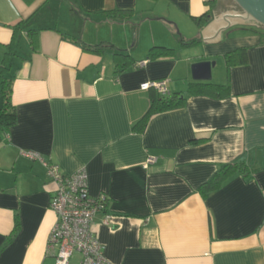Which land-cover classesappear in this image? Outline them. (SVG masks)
I'll list each match as a JSON object with an SVG mask.
<instances>
[{
  "label": "crops",
  "instance_id": "0c3cea01",
  "mask_svg": "<svg viewBox=\"0 0 264 264\" xmlns=\"http://www.w3.org/2000/svg\"><path fill=\"white\" fill-rule=\"evenodd\" d=\"M234 8L224 0H0V64L15 25L40 30L36 51L21 32L10 70L17 121L0 142V248L18 222L19 230L0 264H56L47 253L56 186L28 150L65 173L85 168L89 193L107 194L93 229L112 264H264V29L235 25L217 42L202 33ZM114 10L131 15L107 13ZM182 36L201 41L183 46ZM154 45L175 52L150 59ZM238 47L249 60L231 68L228 96L189 93L191 83H226L224 55ZM115 48L137 64L118 72ZM203 60L215 62L211 79L195 80L192 66ZM217 63L223 69L212 80ZM160 79L166 95L186 101L137 133L157 91L141 85ZM149 156L156 161L145 168ZM234 161L247 164L249 177L237 171L204 196L200 186ZM80 261L74 253L68 264Z\"/></svg>",
  "mask_w": 264,
  "mask_h": 264
},
{
  "label": "trees",
  "instance_id": "16d2710c",
  "mask_svg": "<svg viewBox=\"0 0 264 264\" xmlns=\"http://www.w3.org/2000/svg\"><path fill=\"white\" fill-rule=\"evenodd\" d=\"M211 9L216 7L215 2H211ZM107 13H119L121 16H130V10H114L107 11ZM210 10L204 14L203 17L197 18L196 20L200 23L206 21ZM210 20V19H208ZM207 20V21H208ZM27 20L19 22L13 27V37L11 42L7 46V50L3 56V59L0 64V93L2 97V104L0 106V142L2 141V135L7 133L11 126H13L17 121V113L15 106L12 102V88H13V79L10 76V70L12 66V60L14 56L17 55V48L19 45V36L22 31H26L29 43L33 50H38V36L39 29H26ZM260 27L250 26L249 29H258ZM200 38H191L187 39L183 36L180 38V42L183 46H194L199 43ZM81 46L89 51L101 53L105 50L104 46L100 43L92 44L87 42H80ZM175 52L174 48L167 47L164 45H154L151 47L149 54L147 55L150 59H156L164 56L173 55ZM228 79L224 84H218L213 82H197L191 83L189 85L190 94H207L214 97H226L231 92L230 86V70L236 65L246 64L249 60L248 48L247 47H238L233 50L228 51L225 55ZM113 60L115 67L118 72L123 71L130 65H136V59L134 56L124 51L123 49L115 48L113 50ZM186 101V97L180 93H173L169 95H164L155 91L151 95V104L148 111L142 116V118L136 122L133 126V131L137 133H144L147 129L151 117L159 112L172 110L175 108L182 107ZM240 171L249 177L248 166L245 162H228L223 164L212 176V178L204 182L200 186L201 193L206 196L208 193L218 189L223 182L231 176V174ZM19 230V222L16 224L12 234L7 238V246L9 242L13 240L15 235ZM0 248V251L3 249Z\"/></svg>",
  "mask_w": 264,
  "mask_h": 264
},
{
  "label": "built area",
  "instance_id": "2783aa9c",
  "mask_svg": "<svg viewBox=\"0 0 264 264\" xmlns=\"http://www.w3.org/2000/svg\"><path fill=\"white\" fill-rule=\"evenodd\" d=\"M144 63L145 60L138 64ZM166 84V79L151 80L142 83L141 88H154L166 95ZM23 153L32 159H39L56 186L49 203L56 214V223L48 238L47 253L55 255L56 264H68L74 253L81 255L80 264H112L104 256V246L93 229L96 214L107 208V194L93 196L89 193L85 168L65 173L58 164L45 160L39 152L28 150ZM155 161V156H149L144 167L148 168ZM105 222H108L107 217Z\"/></svg>",
  "mask_w": 264,
  "mask_h": 264
},
{
  "label": "water",
  "instance_id": "95a60500",
  "mask_svg": "<svg viewBox=\"0 0 264 264\" xmlns=\"http://www.w3.org/2000/svg\"><path fill=\"white\" fill-rule=\"evenodd\" d=\"M233 1L236 6L234 9L221 12L218 16L214 15L213 20L202 30L204 41L221 40L223 33L235 25L256 26L264 29V0ZM214 65L215 62L211 60L195 62L192 66L193 78L210 80Z\"/></svg>",
  "mask_w": 264,
  "mask_h": 264
},
{
  "label": "rangeland",
  "instance_id": "374dc122",
  "mask_svg": "<svg viewBox=\"0 0 264 264\" xmlns=\"http://www.w3.org/2000/svg\"><path fill=\"white\" fill-rule=\"evenodd\" d=\"M224 2H225V6H227V5H232L231 7L233 8V7H236L235 6V4H234V1L233 0H224ZM177 32L178 33H180L181 31L179 30H177ZM221 69H223V67L221 66V64L220 63H217L216 64V66L214 67V72H213V78H212V80H215L216 79V77L218 76V72L221 70ZM1 99H2V97H1V93H0V101H1Z\"/></svg>",
  "mask_w": 264,
  "mask_h": 264
}]
</instances>
